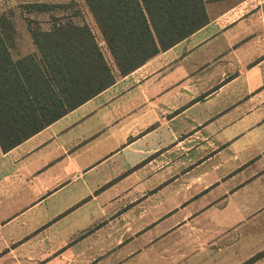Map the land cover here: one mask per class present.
<instances>
[{"label": "crops", "instance_id": "1", "mask_svg": "<svg viewBox=\"0 0 264 264\" xmlns=\"http://www.w3.org/2000/svg\"><path fill=\"white\" fill-rule=\"evenodd\" d=\"M204 8L194 33L0 144V264H177L264 214V0ZM118 86L107 103L137 89L136 108L67 134Z\"/></svg>", "mask_w": 264, "mask_h": 264}, {"label": "trees", "instance_id": "2", "mask_svg": "<svg viewBox=\"0 0 264 264\" xmlns=\"http://www.w3.org/2000/svg\"><path fill=\"white\" fill-rule=\"evenodd\" d=\"M85 3L100 41L78 7ZM49 26L26 24L35 51L14 56L15 21L0 15V144L10 151L206 24L204 0L32 2ZM81 20H76V17ZM15 20V19H14ZM105 49L108 51V57Z\"/></svg>", "mask_w": 264, "mask_h": 264}, {"label": "rangeland", "instance_id": "3", "mask_svg": "<svg viewBox=\"0 0 264 264\" xmlns=\"http://www.w3.org/2000/svg\"><path fill=\"white\" fill-rule=\"evenodd\" d=\"M71 1L72 0H0V15L7 14L11 16L12 21L16 23L17 37L15 47L13 48L14 56L27 54L32 52V48H36L32 39H29L30 35L26 27L29 19L42 22L44 27L49 26V20L52 15L42 12L36 13L35 11L29 12L27 9L30 3L48 2L64 4ZM77 7L82 10L83 18L90 22L98 39L102 41V35L99 34L97 25L94 23L85 3L79 1L76 6H72L67 11H55L54 14L62 16L63 14L75 10ZM76 20H81V17L77 16ZM26 32L28 34H26ZM102 45L105 49V44H103V42ZM105 51L108 57H110L108 51L106 49ZM121 88V86H118L105 95L99 96L94 104L79 110L74 115H71V117L62 121L63 127L77 122L73 128L67 131V134H95L97 130H99L98 128H107L104 122L109 120L110 115L113 116L116 114V117H112V119H116L119 118V113L136 108L133 101L138 98L132 101V96H135L139 92L137 89H134L132 95L124 94L128 97L127 100L123 98L118 102L114 100L111 104L107 103L109 97H112L113 94L120 95L123 92H120ZM95 104L97 108L91 114V109ZM177 264H264V214L259 218L249 220L239 231L230 230L225 239L207 246L205 250L196 252V255L192 258L189 257Z\"/></svg>", "mask_w": 264, "mask_h": 264}]
</instances>
